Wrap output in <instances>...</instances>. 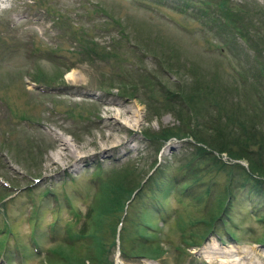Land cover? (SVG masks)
Masks as SVG:
<instances>
[{
	"label": "rangeland",
	"instance_id": "rangeland-1",
	"mask_svg": "<svg viewBox=\"0 0 264 264\" xmlns=\"http://www.w3.org/2000/svg\"><path fill=\"white\" fill-rule=\"evenodd\" d=\"M227 1L238 16L226 36L213 25L224 27L218 0L1 4L0 264H92L96 237L102 264H264V196L244 179L247 162L206 147L198 155L195 139L185 138L189 130L213 137L215 124L238 136L215 110L218 122L195 115L193 107L205 106L188 100L198 78L225 112L240 109L255 124L264 117V0ZM83 41L95 50L85 52ZM72 69L83 83L67 82ZM179 87L185 100L171 105L165 91ZM166 129L179 139L143 137ZM58 139L65 143L57 148ZM117 185L130 194L99 227ZM225 188L224 224L215 208ZM155 248L160 257L139 255Z\"/></svg>",
	"mask_w": 264,
	"mask_h": 264
},
{
	"label": "trees",
	"instance_id": "trees-1",
	"mask_svg": "<svg viewBox=\"0 0 264 264\" xmlns=\"http://www.w3.org/2000/svg\"><path fill=\"white\" fill-rule=\"evenodd\" d=\"M208 3H209L208 1L205 2L206 5H208ZM157 4H159V2H157ZM216 6H217L216 8L220 11L221 15L223 16L224 27L228 24H234V20L237 19L238 14L234 15V16L231 15L232 10L228 4V1L227 0H220V1L218 0V2L216 3ZM209 14H210L211 20L215 21V17L212 16V15H214V12L209 13ZM213 25H214V28L219 30V32L221 33V36H226L225 33H227V35L229 34L227 27H225L226 31H222V29H224V27L218 25L216 23V21H215V23H213ZM75 37L78 38L79 41L85 39L84 37H80V35L78 33L77 34L75 33ZM242 37L245 38V35H242ZM81 43L84 46L85 52L95 50V47H94L95 42L83 41ZM196 82L199 83V86L197 85L198 83L195 84V86H194V88H195L194 92L195 93L189 94L188 100L190 101L192 98L193 99L190 102H193L194 99L203 100L205 102V106L200 107V109H198V108L196 109L193 107V111H194L195 115H198L199 117H201L202 115L207 114V116H208L207 120H209L211 118V119H215L218 122L219 121L218 117L211 114L212 110H215V113L217 115L225 117V120L223 121L222 124L228 125V127H230V129H232V127H234V126L238 128V131L236 133V135H238V136H236L234 138H229L232 136L231 131L225 130L222 128V127L225 128V126H221V125L218 126L217 124H215V125H213L214 127H212L213 137L212 136L203 137L197 131L189 130L188 133L185 135V138L192 137L193 139H195V141H196L195 144L197 145V148L195 146H193V147H195V149L197 150L198 155H205L206 154L205 148L202 147V146H204V147L210 149V151L212 150V151H214L220 155L225 153L227 155V158L231 161H246L247 165H248V169L250 172H248V175L245 174L244 179L246 181L250 182V184L253 186V188L256 189V193L258 195L264 196V181H262V179L260 178V177L264 176V164H263L264 152H260L261 150H264V133L259 132L260 126H261V121L264 120V117L260 118V117L254 116V118H256L258 120V121H255L257 124H255L254 122H251V123L244 122L246 119H248V117L245 116L244 114H242L243 119L240 118V117H242V115L240 117H238L237 112L240 111V109H238L236 111V113H234L233 110H231L229 112H225V110H223V105H222L221 101L218 100L219 93L216 92L215 88H212L211 86L207 85L205 87V89L201 90V83L203 81L198 78V79H196ZM181 92H182V87H179L178 91L173 92L171 95L167 91H165V93L168 94V95H165L166 99L168 100V98H169L170 100H172L171 101L172 103H170L171 105H173L174 102L178 100V98L183 99V101H184L185 98H183V96L181 95ZM220 103H221L222 107L220 106ZM191 113H192V110L189 113H187V116L191 117ZM245 114H247L249 116V114L247 112H245ZM208 122H209V124H211L214 121L213 122L208 121ZM226 131L228 133H231V134L228 136ZM162 133L163 134H161V135L156 134L155 136L148 135L145 133L144 137L146 140H156V142L159 144H160V142H166L167 140H169L171 138L179 139V137H180L179 133H174L169 129L162 131ZM198 145H201V146H198ZM198 147H200V148H198ZM198 150L201 152H198ZM203 152H204V154H203ZM212 159L214 161V164L217 165V167H226L225 166L226 164H223V163L217 164V159L215 157H213ZM232 168L233 169H236V168L241 169L239 164H232ZM197 178H198V176L193 177L191 183H194V181H196ZM142 189H145V188L142 187ZM128 191L129 190L123 189L122 185H117V186H115L114 189H111V192L109 194L110 196H108L105 199V202L103 203V208L99 213V215H100L99 220H98V226L99 227H102L104 224H106L107 216H109L110 213H114L112 211L111 204L114 201H116V207L117 206H118V208L121 207L122 206L121 198L123 196L128 197V194H130V192L128 193ZM229 194H230V188L229 189L225 188L224 192L221 191V194L218 196L217 206L215 208L216 210H218L215 220H218L220 218L221 222L224 224L227 222V219L229 218L228 217L229 216L228 211H229V207H231ZM138 196H139V194H138ZM200 221H198V222H200ZM209 224H213V223L210 221L204 222V226L206 228H207V226H209ZM227 234L229 235V238L231 240L237 241V239H235V236L232 233L228 232ZM95 242H96V246L94 247V254L90 258V261L92 264H102L104 262L103 246H102V243H101V240L99 237L95 238ZM257 243H259V245L264 244V240L262 239L261 241H259ZM122 251L125 253V250L122 249ZM151 252L152 253L154 252V253L152 254L149 251V253L147 252V253H143V254H139V255H141L143 257H152V258H154L156 256L157 257L161 256V251H158V248L153 249ZM131 255H133V254L131 253ZM135 255H137V254H135ZM66 260L68 263H70V261L68 259H66ZM74 260L78 261L77 263L80 262V260L78 258H74Z\"/></svg>",
	"mask_w": 264,
	"mask_h": 264
},
{
	"label": "bare ground",
	"instance_id": "bare-ground-1",
	"mask_svg": "<svg viewBox=\"0 0 264 264\" xmlns=\"http://www.w3.org/2000/svg\"><path fill=\"white\" fill-rule=\"evenodd\" d=\"M5 2V0H0V4H2V3H4ZM84 75L82 74V72L81 71H78V70H70V71H68L66 74H65V77H66V80H67V82H70L72 85H79V84H81V83H83L84 81H85V78L83 77ZM79 91V90H78ZM77 92V91H76ZM109 104V103H108ZM112 104V103H111ZM105 106H104V108H103V110L106 112V113H108L110 110H111V108H109L108 107V105H106V104H104ZM60 137V136H59ZM63 143H65L64 141H62V140H60V139H58L57 140V148L60 146V145H63ZM79 158L77 157V159L76 160H78ZM209 252V251H208ZM205 253V252H204ZM210 253H212V252H210ZM218 255V254H217ZM229 255H231V254H229ZM214 257H216V256H214Z\"/></svg>",
	"mask_w": 264,
	"mask_h": 264
}]
</instances>
